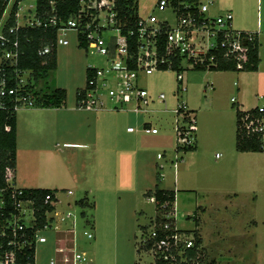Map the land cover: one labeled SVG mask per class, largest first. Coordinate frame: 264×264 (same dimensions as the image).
Returning <instances> with one entry per match:
<instances>
[{"label": "rangeland", "instance_id": "374dc122", "mask_svg": "<svg viewBox=\"0 0 264 264\" xmlns=\"http://www.w3.org/2000/svg\"><path fill=\"white\" fill-rule=\"evenodd\" d=\"M157 1L136 0L139 15L145 17L154 13L158 19H168L174 23L176 18L171 8L167 7L160 11L155 7ZM199 1L202 3L212 1L209 6V14L212 15L231 11L235 28L252 26L253 29L259 30L261 65L260 72L227 70L219 73L215 70L184 69L186 91L182 97L188 108L195 110L198 147L192 150L193 152H179V155L185 161L187 160L186 164L190 168L185 169V162L181 164L179 161L175 174V168L171 162L176 147L174 130L176 117L173 109L176 108L181 94L175 70H155L149 75L139 77L140 85L147 89L153 100L149 106L150 112L137 114L129 110H119L106 113L111 117L121 119L119 129L122 132L125 131L127 125L131 126L135 128V133L138 132L143 139L145 138V146L152 147L149 149L151 164L147 168L153 179L150 188L158 186L176 191L175 217L176 226L179 229L187 232L196 229L202 237L203 232L210 227L217 229L230 226V224L238 226L243 222L249 224L257 222L259 253L264 258V152L246 154L236 151L234 111V107L242 96L249 101L256 98L259 99V103H264V0ZM67 37L69 43L57 47V68L46 81L51 86L64 88L68 103L74 101L76 88L85 84L86 67H102L108 65L109 62L106 61L105 56L91 54L84 47L78 46L73 32H69ZM105 37L109 44L110 56H112L117 43L123 44L124 38L115 30H108ZM42 84H44V79L39 81L38 88L42 87ZM160 93L164 94V101L159 100ZM231 97H234L236 101H233ZM23 111H19L18 115H21ZM145 122L155 126L158 133H142L140 128ZM75 134L79 138L81 130L76 131ZM57 139L60 140V136ZM57 139L52 138L50 145L52 142L56 144ZM106 141L102 139V142ZM81 150L77 148L76 153L85 160L88 157L85 155L87 152L83 150L81 152ZM156 151L165 152L166 155L162 159H156ZM113 157L112 168L106 171L104 177L107 182L95 188L88 195L91 207L82 208L75 203L84 196L83 187L82 189L81 186L73 187V193L68 194L65 187L58 186V197L61 199L58 210L62 214L70 211L73 216L63 222L64 229L68 230L58 232L57 246L71 245L72 232L69 230V224L75 217L77 248L85 251L87 256L119 253L120 248H115L113 244L114 226L117 227V224L120 228L130 230L131 240H125L121 248L122 254H132L130 243L134 245L140 241L141 231L138 224H149L157 212H155V205L145 199L142 193L139 198V207H135L134 193H129V190L134 187V176H136V168L133 165L134 153H127L126 159H117L115 155ZM63 160L66 162L65 158ZM89 164V170L92 171V159ZM157 164L163 166L161 168L162 180L157 178L159 173ZM249 177H255V179L251 180ZM117 181L122 187H119ZM238 191L241 193L237 197L233 194L227 196L230 192ZM135 208L137 209L134 210ZM82 210L85 211L84 217L80 214ZM87 220L90 224L92 223V228L86 224ZM84 230H90L95 237L88 239L83 233ZM44 234L47 236V242L37 245L36 254L50 257L54 252L55 237L52 232ZM190 234L187 233L191 236ZM209 235L212 240L210 245L204 247L201 244L203 259L205 258L206 261L215 258L221 262L223 258L220 257H224L233 248L229 242L219 244L214 242L217 240L215 232ZM68 253L70 254L69 251ZM141 254L153 257L150 251Z\"/></svg>", "mask_w": 264, "mask_h": 264}, {"label": "built area", "instance_id": "2783aa9c", "mask_svg": "<svg viewBox=\"0 0 264 264\" xmlns=\"http://www.w3.org/2000/svg\"><path fill=\"white\" fill-rule=\"evenodd\" d=\"M211 3L158 0L155 7L160 11L170 7L176 18L174 23L168 19H158L154 13L140 16L137 9V19L129 26L128 22L119 18L118 0H79L77 11L66 20L59 19L55 12L51 16L39 13L37 0H0V110L16 113L22 108L35 106L32 70L22 69L19 64L25 53L21 33L30 28L56 27L54 43L57 48L67 45V34L73 32L77 44L80 42L91 54L105 56L109 62L102 67L88 66L92 74L87 77L76 101L79 109L95 111L109 103L114 110H129L137 114L150 112L149 106L153 100L147 89L140 85L139 77L161 69L176 71L181 93L173 109L176 147L171 162L176 174L179 161H183L179 152L186 153V148L195 145L197 130L195 110L189 109L182 97L186 91L184 69L216 66L219 60L214 52L219 49L222 58L234 62L236 71H245L250 43L258 36V31L235 28L231 11L209 14ZM108 30H115L124 38L123 44L117 43L112 56L105 37ZM51 50L52 44H46L37 52L39 56H45ZM158 97L160 101L165 100L163 93ZM232 100L235 101V98L232 97ZM257 107L259 111H264V106ZM237 110L241 112L237 122L238 131L246 137L256 136L264 142V116L249 109L237 107ZM127 130L135 131V128L129 126ZM140 130L147 134L158 133V129L148 122L142 124ZM165 155V152H158L156 157L162 159ZM157 166L159 175L163 177L162 164ZM13 176L9 171L6 175L7 187L0 188V209L6 205V195L12 199L13 206V210L0 223V264H18V257L25 247L31 246L36 252L38 244L47 242L45 232H52L56 241L59 231L68 230L64 229L63 222L73 216L70 211L62 214L54 208L45 213V224L35 229L34 201L22 198L23 189L14 185ZM147 200L155 205V196H148ZM44 203L54 205L51 193L45 195ZM169 205L168 202L163 203L160 216L156 214L146 224V235L142 241L145 243L148 239L152 242L148 251L153 253L155 259L169 264L190 261L193 264V260L186 255V249L194 246V234L189 233V236L179 231L175 201L166 209ZM158 218L165 220L158 222ZM75 225L74 217L69 224L71 245L56 247L65 259L72 257L74 262L86 256L85 251L77 248ZM171 229L173 231L169 233ZM83 233L88 239L93 238L90 230Z\"/></svg>", "mask_w": 264, "mask_h": 264}, {"label": "crops", "instance_id": "0c3cea01", "mask_svg": "<svg viewBox=\"0 0 264 264\" xmlns=\"http://www.w3.org/2000/svg\"><path fill=\"white\" fill-rule=\"evenodd\" d=\"M239 29L257 31L253 29L252 26L246 28L240 27ZM258 42L260 44L259 30ZM258 55V67L256 70L251 71L260 72L261 57L259 51ZM217 72L220 73L225 71ZM78 88H76V91ZM76 91L74 93V101L66 102L62 107H29L22 108L16 112V167L13 176L14 185L25 189L48 188L53 190L55 197L54 207L58 210V205L61 203V199L58 197L57 192L59 189L58 186L62 188L65 187L68 194L73 193V187L79 188L81 186V189L83 187L85 191L82 198L88 201V195L92 193L95 188L107 182L104 177L106 171L112 168L114 160L113 155H115L117 159H126L127 153H134L133 165L136 168V176H134V187L129 190V193H134V205L135 207H139L140 194L142 193L145 199H147L145 193L154 189L150 188L153 179L151 172L147 170L149 164H151V160L149 159V154L151 152L149 149L152 147L145 146V138L143 139L138 132L128 131V125L123 132L119 129V122L121 119L111 117L106 113L119 110L111 109L109 103L106 107L95 111L77 108ZM245 98L246 97L242 96L241 100H239L234 107L235 115L236 107L251 109L257 106H264V103H259V99L253 98L249 101ZM19 111H23L21 115H18ZM22 123H24V125H22ZM80 130V137L77 138L75 132ZM133 133H135V135H132ZM58 136H60V140L57 139ZM52 138L58 141L56 144L52 142V145H50ZM103 138L107 141L102 142ZM116 142L118 144H115ZM197 147L198 144H196L195 150ZM77 148H81L83 152H87L85 155L88 157H86L85 160L78 156L76 153ZM236 151L238 150L236 149ZM238 152L247 154L262 153L264 151ZM157 153L156 151V154ZM64 158L66 162L63 160ZM91 159L93 163L92 171L89 170V161ZM186 162L187 160L185 161L183 159L181 164L184 163V167L186 166L185 169H189L190 166H187ZM123 164L124 167H126V164ZM162 178L163 177L159 178V180H162ZM250 179L254 180L255 177ZM117 182L119 187H122L120 182ZM110 183L113 184V182ZM88 186L90 188H87ZM119 187H117V189ZM68 191L71 192L69 193ZM240 193V191L230 192L227 196L233 194L234 197H237ZM88 203L90 202L88 201ZM89 205L92 206L91 203ZM136 209L137 208L134 210ZM58 211L61 212L60 210ZM91 225L92 223L90 227ZM138 226L140 229V224H138ZM114 228L113 244L115 248H120L118 254L86 255L83 259L74 262L72 257L65 259L62 255H59L56 250L57 245L55 241L53 242L54 252L50 257L38 256L36 254V249L34 264H51V261H53V264H155L154 256L147 257L142 255L141 253L147 251H138V245L135 243L134 245L130 243L132 254H122L121 245L124 244L125 240H131V236H129L130 230L120 228L118 224L117 227L114 226ZM213 228L214 227H210L203 232L201 237L202 246L206 247L210 245L212 240H210L209 233L215 232L217 240L214 242L217 244L229 242L233 249L227 252L224 257H220L223 258L221 262H219V259L215 258L205 261L204 258L203 260L206 264H264V258H262V255L259 253L257 222H254V224L243 222L238 226H232V224H230V226H224L222 228ZM94 237L93 234V238Z\"/></svg>", "mask_w": 264, "mask_h": 264}, {"label": "trees", "instance_id": "16d2710c", "mask_svg": "<svg viewBox=\"0 0 264 264\" xmlns=\"http://www.w3.org/2000/svg\"><path fill=\"white\" fill-rule=\"evenodd\" d=\"M177 2L179 0H172ZM191 3H196L199 0H182ZM51 2L53 5H51ZM53 7V11H52ZM79 7V0H37V11L45 16H51L55 12L59 19L66 20L72 16ZM138 6L136 0H118L119 18L128 22L127 25L131 26L133 20L137 19ZM131 23V24H130ZM22 45L25 50L24 55L19 62L22 69L32 70L33 82L32 87L33 94L35 95L36 102L34 107H62L66 103V90L62 87L51 86L46 80H49L50 74L57 68V48L55 47L56 27L50 28H30L24 30L22 33ZM52 44V50L45 56H39L37 50L46 45ZM80 47H84L80 42L77 44ZM259 42L258 36L253 42L250 43L249 50V62L245 67V71L256 70L259 64ZM222 51L215 50L219 63L216 66L206 68H197L201 70H215V71H227L235 70L234 62L228 59L222 58ZM174 70V69H173ZM92 74V69L86 67V79ZM44 79L42 87L38 88V83ZM81 88L76 91V101L79 97ZM252 113H256L259 116H264V111H259L258 107L249 109ZM241 112L236 107V149L238 151H264L262 147V140L256 136L246 137L238 131L237 122L238 116ZM196 147L195 145L185 149V152L192 151ZM16 167V113H10L4 110H0V188L7 187L6 175L9 171L14 175ZM158 179L161 176L157 175ZM22 198H31L34 201L36 209V224L35 229L41 228L47 217L45 213L53 210L55 207L49 203H44V198L47 193L52 194V199L55 201L54 191L48 188H22ZM7 193V192H6ZM155 196V209L157 211V217L161 214V206L163 203L168 202L170 205L166 208L169 209L172 203L175 201L176 191L171 189H163L155 187L153 190H149L145 193V196ZM76 204L82 208L90 207V203L84 198L76 201ZM13 210L12 199L6 195V205L4 209H0V223L5 219L9 213ZM81 216H85V211L80 212ZM164 218H158L159 221H164ZM197 221V220H196ZM90 225L89 221H86ZM197 225V222H195ZM141 236L140 241L137 243L138 251H148L151 248V241L148 239L142 241L146 235V225H140ZM172 229L168 231L169 233ZM180 232L193 233L194 234V246L186 249V255L193 260V264H206L203 260V248L201 247V236L196 232V229L179 230ZM199 255V256H198ZM35 249L33 247H25L17 260L18 264H34ZM198 257V258H197ZM190 262H180V264H191ZM155 264H169L167 261H161L155 259Z\"/></svg>", "mask_w": 264, "mask_h": 264}]
</instances>
